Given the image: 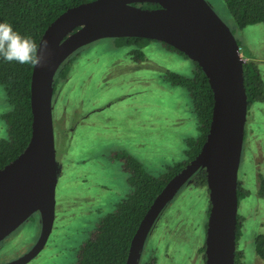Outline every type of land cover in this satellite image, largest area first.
Returning <instances> with one entry per match:
<instances>
[{"label": "rangeland", "instance_id": "374dc122", "mask_svg": "<svg viewBox=\"0 0 264 264\" xmlns=\"http://www.w3.org/2000/svg\"><path fill=\"white\" fill-rule=\"evenodd\" d=\"M206 1L232 31L242 58L254 61L264 77V23L239 27L223 0ZM133 49L118 45L115 38H101L76 50L61 94L62 103L70 100L69 119L76 123L67 138L63 133L55 136V156L62 169L55 187L53 226L44 247L25 264H75L99 218L129 191L121 156L130 155L146 171L160 175L185 159L186 139L199 134L187 90L164 78L167 71L190 77L192 61L157 40L141 48L142 60L134 58ZM9 108L0 84V137H7L2 115ZM86 113V122L75 121ZM58 127L53 121L55 133ZM260 175L264 101L249 106L244 128L237 177L247 194L237 208L238 264H264L254 250L255 236L264 233ZM208 202L207 187L182 186L155 219L142 257H149V264H204ZM39 230V216L32 214L0 240V264L24 254Z\"/></svg>", "mask_w": 264, "mask_h": 264}, {"label": "water", "instance_id": "95a60500", "mask_svg": "<svg viewBox=\"0 0 264 264\" xmlns=\"http://www.w3.org/2000/svg\"><path fill=\"white\" fill-rule=\"evenodd\" d=\"M142 2L158 6L141 7ZM131 36L168 44L194 61L207 77L213 104L198 152L152 199L130 239L124 264L139 263L155 219L202 168L209 201L204 264H234L237 176L248 106L244 59L232 31L206 0H89L67 7L45 27L39 38L47 41L44 60L30 74V136L22 151L0 168V240L35 213L40 230L24 254L2 264H25L44 247L53 226L60 170L52 118L58 68L94 40Z\"/></svg>", "mask_w": 264, "mask_h": 264}, {"label": "trees", "instance_id": "16d2710c", "mask_svg": "<svg viewBox=\"0 0 264 264\" xmlns=\"http://www.w3.org/2000/svg\"><path fill=\"white\" fill-rule=\"evenodd\" d=\"M86 1L89 0H0V20L10 22L15 29L31 35L38 43L45 27L59 13L67 7ZM223 1L237 26L245 27L264 23V0ZM138 5L141 7L158 6L157 3L150 2L138 3ZM115 39L118 45L133 46L132 54L137 60L144 58L141 48L152 40L138 36ZM163 44L184 55L172 46ZM74 55L75 52L60 65L55 74L57 79L66 77L68 66L71 63L69 61H72ZM192 63L194 68L190 77L172 71L164 74L167 81L187 90L198 122L199 134L186 139L185 159L168 166L164 173L153 175L146 171L136 158L122 155L125 169L128 172L129 191L115 204L112 211L99 218L93 234L80 246L75 264H124L130 239L152 199L165 182L198 152L208 130L213 97L206 75L194 61ZM31 68V65H21L16 62H0V84L4 88L6 101L10 106L2 115L7 126V137H0V168L22 151L30 136ZM243 84L247 95V110L252 103L264 101V77L252 60L245 59L243 62ZM187 186L206 188L205 170L199 169ZM236 193L239 205L240 197L247 193L246 190H242L238 177ZM258 193L264 196V175H260ZM239 216L237 212L235 241L239 235ZM254 250L256 255L264 260V233H258L255 236ZM142 253L138 264H149V257H142ZM238 255L235 251L234 264L239 263Z\"/></svg>", "mask_w": 264, "mask_h": 264}, {"label": "clouds", "instance_id": "9594fccd", "mask_svg": "<svg viewBox=\"0 0 264 264\" xmlns=\"http://www.w3.org/2000/svg\"><path fill=\"white\" fill-rule=\"evenodd\" d=\"M47 41L39 44L31 35L21 33L5 20H0V62L40 66L44 60Z\"/></svg>", "mask_w": 264, "mask_h": 264}, {"label": "flooded vegetation", "instance_id": "af4514ba", "mask_svg": "<svg viewBox=\"0 0 264 264\" xmlns=\"http://www.w3.org/2000/svg\"><path fill=\"white\" fill-rule=\"evenodd\" d=\"M69 62H72V61H69ZM67 80H68V75H66L65 78L57 79V77H55L54 82H53L54 85H53V93H52V118H53L54 123L59 126L58 129L56 128V133L54 130V141H55V136L57 137V134L62 135L63 133L65 137L67 138V135L69 134V132L73 130V126L76 123L74 122V120L71 121L69 119V118H72L67 110V106L70 100L67 104L62 103L61 101V98H62L61 94L63 91L62 89H63L64 83ZM88 115L89 114L86 113L82 115L80 118L75 119V121L81 122L82 120H84L86 122L85 119ZM70 123L73 125H69ZM61 169H62V165H60L58 177L61 174Z\"/></svg>", "mask_w": 264, "mask_h": 264}]
</instances>
